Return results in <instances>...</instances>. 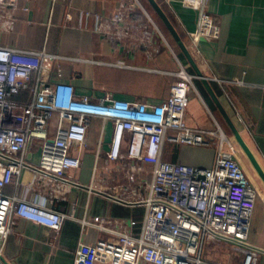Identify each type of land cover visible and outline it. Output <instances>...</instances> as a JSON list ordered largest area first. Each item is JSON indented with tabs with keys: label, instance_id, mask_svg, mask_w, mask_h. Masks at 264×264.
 <instances>
[{
	"label": "crops",
	"instance_id": "0c3cea01",
	"mask_svg": "<svg viewBox=\"0 0 264 264\" xmlns=\"http://www.w3.org/2000/svg\"><path fill=\"white\" fill-rule=\"evenodd\" d=\"M11 1L15 2L14 21L9 30L0 27V44L17 50L58 55L51 71V82H69L79 95L111 93L128 100L162 101L169 91L159 96H148L146 93L130 95L122 91L116 81V71L142 69L143 64L149 63V58L150 63L165 71H175L179 65L192 75L186 121L194 129L209 131L219 125L229 130V134L225 133L233 140L236 153H241L237 156L258 191L248 242L260 250L257 264H264V179L235 139L187 58L183 59L175 49L172 53L166 48L153 53L161 45L154 31L147 36L141 29L122 32L113 26L110 33L101 30L102 25L110 23L120 11L124 0ZM157 1L179 31L264 172V0H207V9L220 26V35L216 39L192 34L199 22L196 0ZM141 9L130 11L129 17L135 23L142 20L148 22L143 13L147 7L143 11ZM6 12L3 10V13ZM145 12L148 16V11ZM174 58L179 62L177 65ZM16 59L35 64L39 62L36 57L20 54L16 55ZM216 79L225 83L221 84ZM14 99L28 102L31 94L24 91ZM103 126L102 120H93L85 146L75 152L82 159L81 167L68 172L75 184L64 194L55 197L46 193L42 196L37 189L30 191L27 183L33 176L28 170L24 171L20 194L42 201L68 217L58 232L30 220L16 218L2 253L4 264H74L81 240L97 244L115 236L96 226L84 224V220L100 223L104 219L103 224L111 229L121 225L130 227L128 223L135 220L137 223L129 229L139 235L146 212V187L152 180L151 166L131 177L133 172L129 170V160H109L107 151L113 137V125L107 123ZM40 154V147H36L29 155L30 161L38 163ZM215 156V147L172 142L165 143L163 152V158L168 161L199 167H211ZM114 169L120 175L112 176L110 172ZM14 191L13 185L4 189L6 195H12ZM226 242L209 243L217 246L210 245L206 252L204 249V258L210 262L243 264V253L228 252Z\"/></svg>",
	"mask_w": 264,
	"mask_h": 264
},
{
	"label": "built area",
	"instance_id": "2783aa9c",
	"mask_svg": "<svg viewBox=\"0 0 264 264\" xmlns=\"http://www.w3.org/2000/svg\"><path fill=\"white\" fill-rule=\"evenodd\" d=\"M196 2L199 22L192 34L218 38L220 26L208 11L207 0ZM140 7L144 9L140 0L122 1L120 11L101 30L110 33L113 26L122 32L140 30L139 23L129 17L130 11ZM14 9L15 2L0 0V27L11 29ZM19 54L39 62L18 61ZM58 57L0 44V263L4 264L2 253L16 218L58 232L68 217L20 194L24 171L33 176L27 183L30 191L37 189L42 196L50 193L55 197L67 192L75 184L68 172L82 164L75 152L85 146L93 120L100 119L104 126L113 125L108 159L129 160L131 177L151 166L152 180L146 187V212L139 235L129 229L135 220L128 223L130 227L116 229L106 227L104 219L100 223L84 220V224L115 236L97 244L81 240L74 264H228L210 262L203 256L206 245L218 241L238 243L243 264H257L260 250L248 242L257 188L242 166L233 140L219 125L209 131L188 125L187 83L192 82V75L182 67L177 74L182 80L173 83L169 96L160 102L128 100L111 93L79 95L69 82H51ZM24 91L30 92V101H16ZM166 142L215 147L214 164L199 167L168 161L163 158ZM36 147L41 154L39 162L33 163L29 155ZM8 185L14 186V194L6 195Z\"/></svg>",
	"mask_w": 264,
	"mask_h": 264
},
{
	"label": "rangeland",
	"instance_id": "374dc122",
	"mask_svg": "<svg viewBox=\"0 0 264 264\" xmlns=\"http://www.w3.org/2000/svg\"><path fill=\"white\" fill-rule=\"evenodd\" d=\"M144 5L143 7L146 9L145 11H148V16L143 9H141L145 15V17L148 19V22L145 21H140V29L141 32L145 31L148 36L154 31L157 33L159 39H160V48L158 49V52L162 49H167L172 53V50L178 51V45L173 39V37L170 35V33L165 29L162 20L157 16V14L150 8L149 3L147 0H142ZM150 11V12H149ZM152 14V15H151ZM151 16V17H150ZM138 30V29H137ZM144 33V34H145ZM175 51V52H176ZM157 53V51H155ZM176 58H174L175 60ZM151 59L149 58V63L143 64L142 69H128V70H121V71H116V81L117 83H120V89L122 91L127 92L130 95H136L140 93H146L148 96H159L161 93H164V91L168 92L170 94V89L173 83L179 82L177 79V74L180 73L182 67L179 65L176 67L175 71H165L164 68H158L154 64L150 63ZM177 59L175 60V63L177 65ZM179 63V62H178ZM125 63H121V65L124 67ZM179 67V68H178ZM175 76V77H174ZM185 78V77H184ZM189 86V83H187ZM169 96V95H168ZM226 133H230L228 129L223 128ZM241 153L238 151L237 155L240 156ZM112 176H117L120 175L116 169L112 170L110 172ZM258 180H256V183ZM227 243V242H226ZM227 245L228 249L234 253L239 255L240 251L236 249V246L239 244L234 242V241H228ZM210 245H215L213 244H207L205 247V252L207 249H209ZM225 247V248H227Z\"/></svg>",
	"mask_w": 264,
	"mask_h": 264
},
{
	"label": "water",
	"instance_id": "95a60500",
	"mask_svg": "<svg viewBox=\"0 0 264 264\" xmlns=\"http://www.w3.org/2000/svg\"><path fill=\"white\" fill-rule=\"evenodd\" d=\"M147 1L151 5V7L154 9L156 14L160 17V19L162 20V22L164 23V25L168 29L169 33L171 34V36L173 37V39L175 40V42L177 43V45L179 46V48L181 49V51L183 52V54L185 55L187 60L189 61L190 65L192 66V68L194 69V71L196 73V76L199 77L201 79V81L203 82L204 86L206 87L207 91L209 92V94L211 95L213 100L215 101V103H216L217 107L219 108V110L221 111L225 121L227 122L228 126L230 127L231 131L233 132L235 139L238 141L239 145L242 147V149L244 150V152L248 156L249 160L253 163L254 167L256 168V170L258 171L260 176L264 179V172L261 169L259 162L257 161L255 155L253 154V152L249 148L248 144L246 143V141L242 137L240 131L238 130L237 126L235 125L233 119L231 118V116L229 115V113L225 109L224 105L220 101V99H219L218 95L216 94L212 84L210 83L208 78L201 71L198 63L195 60V57L193 56L192 52L190 51L188 46L183 41V38L181 37L179 31L176 29V27L174 26V24L172 23V21L170 20L168 15L166 14L165 10L162 8V6L159 4V2L157 0H147Z\"/></svg>",
	"mask_w": 264,
	"mask_h": 264
},
{
	"label": "trees",
	"instance_id": "16d2710c",
	"mask_svg": "<svg viewBox=\"0 0 264 264\" xmlns=\"http://www.w3.org/2000/svg\"><path fill=\"white\" fill-rule=\"evenodd\" d=\"M158 16V15H157ZM159 17V16H158ZM160 18V17H159ZM163 23V22H162ZM163 25H164V23H163ZM164 27H165V29L168 31V29L166 28V26L164 25ZM169 32V31H168ZM171 35V34H170ZM178 52L180 53V55H181V57L184 59V54H183V52L181 51V49L179 48V46H178ZM176 80H178V81H181L182 79L181 78H179L178 76H177V79ZM168 97V96H167Z\"/></svg>",
	"mask_w": 264,
	"mask_h": 264
},
{
	"label": "bare ground",
	"instance_id": "6f19581e",
	"mask_svg": "<svg viewBox=\"0 0 264 264\" xmlns=\"http://www.w3.org/2000/svg\"><path fill=\"white\" fill-rule=\"evenodd\" d=\"M184 76L189 77L186 73H184Z\"/></svg>",
	"mask_w": 264,
	"mask_h": 264
}]
</instances>
